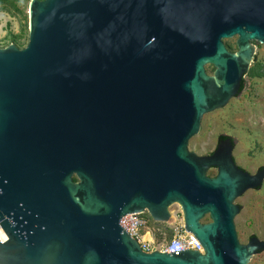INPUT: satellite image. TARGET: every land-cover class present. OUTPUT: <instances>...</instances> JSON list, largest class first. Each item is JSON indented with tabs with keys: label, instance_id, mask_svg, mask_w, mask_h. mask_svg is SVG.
<instances>
[{
	"label": "water",
	"instance_id": "obj_1",
	"mask_svg": "<svg viewBox=\"0 0 264 264\" xmlns=\"http://www.w3.org/2000/svg\"><path fill=\"white\" fill-rule=\"evenodd\" d=\"M29 13L27 45L0 47V264H249L264 251L235 224L264 166L242 167L227 134L189 149L204 115L242 93L264 0H31ZM174 203L203 252H146L120 225L145 209L171 221Z\"/></svg>",
	"mask_w": 264,
	"mask_h": 264
},
{
	"label": "rangeland",
	"instance_id": "obj_2",
	"mask_svg": "<svg viewBox=\"0 0 264 264\" xmlns=\"http://www.w3.org/2000/svg\"><path fill=\"white\" fill-rule=\"evenodd\" d=\"M30 2L31 0H0V47L10 43L20 48L27 45ZM236 40L237 36L224 39L232 51L238 48ZM254 42L257 53L244 77L246 86L242 93L232 98L226 106L205 114L199 133L189 141L190 150L205 154L216 149L219 135H231L237 142L234 150L236 161L251 172L264 166V43ZM206 68L210 74L215 69L212 64H208ZM208 174L215 176L217 169H209ZM236 203L241 206L235 217L240 241L247 243L251 235L264 239V182L259 188L247 190L237 198ZM170 210L171 221L152 223L160 228L156 242H161L164 234L170 239L175 233L173 227L184 221L179 203L172 204ZM209 220V216L204 217V221ZM249 264H264V251L255 254Z\"/></svg>",
	"mask_w": 264,
	"mask_h": 264
},
{
	"label": "built area",
	"instance_id": "obj_3",
	"mask_svg": "<svg viewBox=\"0 0 264 264\" xmlns=\"http://www.w3.org/2000/svg\"><path fill=\"white\" fill-rule=\"evenodd\" d=\"M161 221L155 220L148 209L138 213H127L120 219V225L134 238L137 239L141 248L146 252L159 250L162 252H179L187 248L197 249L203 252V247L191 232L185 230V223L182 221L173 227L174 235L168 239L164 234L161 242H156V235L160 233V228L152 223ZM171 223L172 222H168ZM5 231L0 225V241H6Z\"/></svg>",
	"mask_w": 264,
	"mask_h": 264
},
{
	"label": "trees",
	"instance_id": "obj_4",
	"mask_svg": "<svg viewBox=\"0 0 264 264\" xmlns=\"http://www.w3.org/2000/svg\"><path fill=\"white\" fill-rule=\"evenodd\" d=\"M245 86H246V82H245V79H243L242 80V85H241V90H243L244 88H245ZM223 137H226L224 134H221V135H219V138L221 139V138H223Z\"/></svg>",
	"mask_w": 264,
	"mask_h": 264
},
{
	"label": "bare ground",
	"instance_id": "obj_5",
	"mask_svg": "<svg viewBox=\"0 0 264 264\" xmlns=\"http://www.w3.org/2000/svg\"><path fill=\"white\" fill-rule=\"evenodd\" d=\"M5 236L7 237V234L5 233Z\"/></svg>",
	"mask_w": 264,
	"mask_h": 264
}]
</instances>
